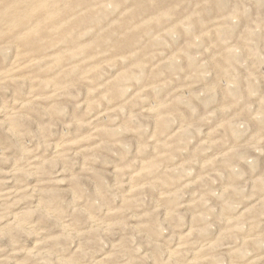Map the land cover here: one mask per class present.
Listing matches in <instances>:
<instances>
[{"label":"rangeland","instance_id":"1","mask_svg":"<svg viewBox=\"0 0 264 264\" xmlns=\"http://www.w3.org/2000/svg\"><path fill=\"white\" fill-rule=\"evenodd\" d=\"M37 13L0 24V264H264V0Z\"/></svg>","mask_w":264,"mask_h":264},{"label":"bare ground","instance_id":"2","mask_svg":"<svg viewBox=\"0 0 264 264\" xmlns=\"http://www.w3.org/2000/svg\"><path fill=\"white\" fill-rule=\"evenodd\" d=\"M30 1H31L30 5L24 6L22 10H20L19 13L14 14L13 12L9 11V10H12L11 8H9V6L8 8H6V10L2 9V12L4 14L7 13L8 17L4 19L5 21L0 20V24L1 23L4 25L9 24L11 26H13L14 22L17 24H21V25L27 24L31 22L32 20L35 21V19L38 18L37 11H40L43 13V16H42L43 18L40 19L39 22L36 23L35 29L32 31L30 35H28L30 36L29 38H31V36L35 37L41 31H43L44 26L46 25L44 21L45 18H46V21H48L49 19H55V18L59 19L61 17H64L74 8L75 4L77 3V0H52L55 3V8H48L46 2L41 1L39 3H36L37 0H30ZM10 7H14V6L10 5ZM141 10H143L142 6L139 3H137V10L135 12L140 13ZM0 12H1V8H0ZM67 20L68 21L65 22L63 25H61L60 27L68 28L69 22L70 23L71 21L77 22L76 17H72L71 19L68 18ZM129 35H126V36H129Z\"/></svg>","mask_w":264,"mask_h":264}]
</instances>
